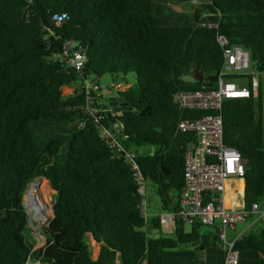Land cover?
I'll return each mask as SVG.
<instances>
[{"label": "trees", "instance_id": "trees-1", "mask_svg": "<svg viewBox=\"0 0 264 264\" xmlns=\"http://www.w3.org/2000/svg\"><path fill=\"white\" fill-rule=\"evenodd\" d=\"M182 3L188 10L174 8ZM58 13L66 18L56 25L51 16ZM216 32L246 49L250 66L264 73V0H0V264L27 258L38 264H165L166 250L200 239V222L184 230L176 221L165 233L156 215L144 221L130 165L113 154L84 109L82 83L107 74L127 84L116 94L131 113L104 112L98 121L121 122L119 140L134 149L160 208H172L183 185V151L193 137L176 123L208 110L179 109L171 95L207 87L202 80L222 61ZM66 40L81 49L80 70L59 57ZM194 71L201 80L191 78ZM70 84L73 91L63 95L62 86ZM262 111L259 79L256 94L224 99L220 107L222 139L243 160L245 205L264 204ZM141 145L151 150L139 152ZM36 176L53 192L44 243L33 248L22 197ZM86 233L98 242L95 258ZM233 247L264 263V226L242 232Z\"/></svg>", "mask_w": 264, "mask_h": 264}, {"label": "built area", "instance_id": "built-area-1", "mask_svg": "<svg viewBox=\"0 0 264 264\" xmlns=\"http://www.w3.org/2000/svg\"><path fill=\"white\" fill-rule=\"evenodd\" d=\"M190 3H196V0H190ZM51 18L58 25L66 15L58 13ZM199 24L217 27L216 23ZM215 40L222 56L221 64L213 75L215 79L205 88L177 89L171 95L179 109L208 110L195 118H181L176 123L178 129L191 131L193 137L186 143L183 151V185L178 191L174 207L160 208L155 212L146 211L144 178L135 162L134 149L125 147L119 140L121 122L114 119L103 125L98 121L109 109L95 97L99 88L96 79H85L82 83L85 93L84 109L92 116L99 134L111 147L113 154L122 155L128 161L136 190L140 194L139 208L144 221L149 215H156L158 227L165 233L173 231L176 221L182 224L184 230L193 222L213 226L215 238L222 249V264H237L238 254L233 247L234 240L255 224L264 226V204L251 201L245 205L243 202V160L239 151L222 139L220 107L224 99L256 94L259 74L250 66L246 49L238 44H228L224 36L217 32ZM59 57L75 70H80L84 63L81 49L71 40L63 42ZM92 91L96 92L95 95ZM239 181H242L240 188ZM22 204L27 214L31 208L24 194ZM236 222H243L244 226L232 238H227L226 229H234ZM153 232L151 230L150 234ZM41 245H33V248ZM24 264H38V260L27 258Z\"/></svg>", "mask_w": 264, "mask_h": 264}, {"label": "rangeland", "instance_id": "rangeland-1", "mask_svg": "<svg viewBox=\"0 0 264 264\" xmlns=\"http://www.w3.org/2000/svg\"><path fill=\"white\" fill-rule=\"evenodd\" d=\"M178 11H185L188 10L189 5L187 3L179 4L178 6L174 7ZM126 80L128 83L132 82L133 78L131 74L126 75ZM184 78H188L185 76ZM258 79L261 82V91H262V102H263V109H264V74L260 73L258 76ZM99 88L97 90V100L100 101L103 105L106 104V97L112 94H116L117 89H122L126 86V83L123 82V79H111L109 75L105 74L101 77L96 78ZM118 84V85H117ZM74 89V85H64L62 86V94H68L71 93ZM264 111V110H263ZM139 152H147L151 150V147L148 145H141L138 148ZM45 179V178H44ZM43 178L39 181L32 180L26 191H31V194L33 197V203L34 206L38 205V221H35L32 218V210L29 209L27 212V219H28V226L31 229V233L35 239L34 246L41 245L44 243V236L42 229L44 225L47 222V215L51 214L50 211V197L53 192V189L48 185L47 180H44ZM144 204L145 209L148 212L151 211H157L160 209V201L158 199V196L154 190L153 184L150 182L149 179H144ZM39 193V196L37 197L36 194ZM26 197V196H25ZM41 198V201H40ZM41 207V208H40ZM244 226L243 222H236L234 225V229H226V237L232 238L234 233L238 232L242 227ZM251 228V227H250ZM249 228V229H250ZM201 237L197 242L194 243H185L179 245L176 250H178V253L180 255L181 252H183L184 259L182 260V256H179L177 258V261H174L173 264H184L185 258H188L191 260L194 264L199 263V257L197 255L198 248L201 246L203 248V254H210L212 257V260L217 256V252L214 248V237L211 235L213 234V228L210 225H202L200 228ZM85 240L87 241L89 248H90V257L94 258L98 251V242H96L93 237L86 233ZM254 253H247V252H239L238 253V260L237 264H264L261 262V259L259 257H256V255H252ZM212 262V261H211ZM141 264V263H137Z\"/></svg>", "mask_w": 264, "mask_h": 264}, {"label": "crops", "instance_id": "crops-1", "mask_svg": "<svg viewBox=\"0 0 264 264\" xmlns=\"http://www.w3.org/2000/svg\"><path fill=\"white\" fill-rule=\"evenodd\" d=\"M263 82H264V80H263ZM260 85H261V82H260ZM96 96H97V93H96ZM262 108H263V102H262ZM262 116H263V137H264V111H262ZM151 212H153V211H151ZM231 230H233V229H231ZM211 235L214 237V240H213V242H214L213 244L214 245L213 246H214V248H215V250L217 252V256L212 260L211 255L210 254L204 255L203 254V248L200 247V249H198V252H197V255L199 257V260H198L199 263H197V264H222V249H221V246L218 243V241L216 240L215 236L213 234H211ZM239 252L254 253L252 251H237V254ZM181 254L182 255H180L178 253V250H176V249L166 250L165 251V264H173L174 261H177V258L179 256H182V260H183L184 259L183 252H181ZM252 255H256V257H259L256 253H254ZM261 262L263 263L262 260H261ZM184 264H194V263L191 260H189L188 258H185Z\"/></svg>", "mask_w": 264, "mask_h": 264}, {"label": "water", "instance_id": "water-1", "mask_svg": "<svg viewBox=\"0 0 264 264\" xmlns=\"http://www.w3.org/2000/svg\"><path fill=\"white\" fill-rule=\"evenodd\" d=\"M211 0H196V3H209ZM192 79L196 80H201L202 76L199 72L194 71V73L191 76ZM215 77L212 76L210 78H207L206 81L202 80V84L204 86H209L211 84V81L214 80ZM109 109L108 112L106 113H113L115 115H120V114H129L131 113L130 106L127 104L124 96H121L119 94H112L106 97V104L104 105ZM42 177L41 176H36L34 177V180L39 181ZM243 185H244V180H243ZM36 196H39V193L36 194ZM41 201V198H40ZM50 211H51V204H50ZM52 216V211L50 215H47L46 218L47 220Z\"/></svg>", "mask_w": 264, "mask_h": 264}, {"label": "bare ground", "instance_id": "bare-ground-1", "mask_svg": "<svg viewBox=\"0 0 264 264\" xmlns=\"http://www.w3.org/2000/svg\"><path fill=\"white\" fill-rule=\"evenodd\" d=\"M42 179V178H41ZM28 189V188H27ZM33 195L31 194V191H26V198L29 201L30 208L32 210V218L35 221H38V205L34 206V201H33ZM41 208V207H40Z\"/></svg>", "mask_w": 264, "mask_h": 264}]
</instances>
